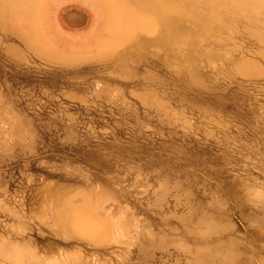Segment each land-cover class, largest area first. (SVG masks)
<instances>
[{"label":"rangeland","instance_id":"374dc122","mask_svg":"<svg viewBox=\"0 0 264 264\" xmlns=\"http://www.w3.org/2000/svg\"><path fill=\"white\" fill-rule=\"evenodd\" d=\"M29 9L0 14V264H264V0ZM87 196L123 233L58 230Z\"/></svg>","mask_w":264,"mask_h":264},{"label":"bare ground","instance_id":"6f19581e","mask_svg":"<svg viewBox=\"0 0 264 264\" xmlns=\"http://www.w3.org/2000/svg\"><path fill=\"white\" fill-rule=\"evenodd\" d=\"M32 1L33 0H5L0 3V14H10L14 17H17V19H21L24 16H27L28 13H32L30 11H33V9H29ZM0 116H2L1 112ZM5 118L3 117L2 120ZM0 123L2 124V122ZM92 196H94V193L92 194ZM104 196L102 197L103 199L98 200L93 199V197L92 199H90V197L87 196L88 198H85L81 201H78V198H75L76 201L71 199L66 202L61 207L60 212L56 215V222L61 227L58 228V230L71 229L72 231L81 234L88 239H102L106 236L112 235L114 231H117L118 233L123 231L121 228L122 220H115V218H118L121 214H119L118 217L117 215L115 216L116 211L112 210V202L107 201V196L104 199ZM111 214H113L115 218ZM19 235L20 237H24L25 232L21 231L19 232ZM23 258L24 250L18 248L17 257L15 259L16 261H19V263H22Z\"/></svg>","mask_w":264,"mask_h":264}]
</instances>
